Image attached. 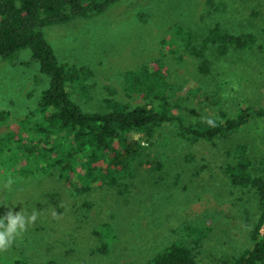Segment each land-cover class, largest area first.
Returning a JSON list of instances; mask_svg holds the SVG:
<instances>
[{
  "label": "rangeland",
  "instance_id": "rangeland-1",
  "mask_svg": "<svg viewBox=\"0 0 264 264\" xmlns=\"http://www.w3.org/2000/svg\"><path fill=\"white\" fill-rule=\"evenodd\" d=\"M217 26L228 33L256 34L259 44L227 57L210 44L199 56L187 37L204 47ZM44 33L61 62L91 73L86 90L69 88L86 111L108 110V100L149 106L139 93L128 92L127 83L154 63L165 65L168 98L189 125L219 117L230 95L227 114L235 115L239 103L264 109V0H119L103 13L47 26ZM204 60L212 63V75L200 71ZM232 65L244 72L251 90L234 71L225 74ZM49 83L30 49L11 59L0 55V113L5 112L0 137L25 130L23 122L36 111ZM166 129L171 140L159 134L142 138L147 157L134 162L128 177L99 182L87 194H74L56 175L11 178V168L0 166V215L22 209L37 213L12 246L0 251V264L17 259L27 264H139L174 244L188 246L198 264H234L252 250L261 204L255 192L232 186L223 168L228 149L238 143L247 145L259 164L264 161V120L229 140L197 145L182 141L176 127ZM28 132L24 137L32 136ZM105 224L113 227L116 239L98 234Z\"/></svg>",
  "mask_w": 264,
  "mask_h": 264
},
{
  "label": "trees",
  "instance_id": "trees-1",
  "mask_svg": "<svg viewBox=\"0 0 264 264\" xmlns=\"http://www.w3.org/2000/svg\"><path fill=\"white\" fill-rule=\"evenodd\" d=\"M118 1L0 0V55L11 59L19 51L30 49L33 60L50 78L49 87L41 94L36 111L23 122L25 130L22 133L11 131L0 137V166L11 168V178L56 175L70 184L74 194H87L99 182L114 184L132 173L134 162L147 157L143 137L159 134L164 140H171L166 128L174 126L179 138L188 144L212 143L229 140L253 122L264 120V109L248 104L239 103L235 115L227 114L225 106L229 101L230 107L233 104L230 95L227 103L219 108V117L208 118L215 122L213 125L207 123L208 119L194 125L187 124L185 116L177 112L168 98L165 65L155 63L131 75L127 83L128 92L139 93L150 103L149 106L133 107L108 100V110L86 111L72 98L69 88L86 90L91 73L85 67L61 62L47 40L44 28L70 22L76 17L88 18L103 13ZM176 34L182 32L177 31ZM255 35L228 33L217 26L209 31L204 47L197 48L192 36L186 41L199 56L213 44L221 56L227 57L255 49L259 44ZM229 67V73L225 74L232 75L234 71L233 75L251 90L248 86L250 80L244 77V72L240 69L235 71L234 65ZM200 71L212 75V63L202 61ZM233 97L236 99L239 95ZM4 115L5 112L0 113V120H4ZM33 119L35 130L32 134L29 128ZM26 130L32 136L24 137ZM226 155L229 161L223 169L232 186L255 192L262 207L254 233L257 244L236 258L234 264H258L264 260V236L261 235L264 226V167L258 172L255 168L264 165V161L259 164L243 143L234 144ZM157 161L162 162L160 159ZM98 234L116 239L110 224H105ZM11 264L27 262L17 259ZM139 264H198V261L188 246L174 244Z\"/></svg>",
  "mask_w": 264,
  "mask_h": 264
},
{
  "label": "clouds",
  "instance_id": "clouds-1",
  "mask_svg": "<svg viewBox=\"0 0 264 264\" xmlns=\"http://www.w3.org/2000/svg\"><path fill=\"white\" fill-rule=\"evenodd\" d=\"M207 123L213 125L215 122L208 119ZM36 219V212L27 215L24 209L18 213L9 210L5 215H0V251L11 247L16 239L26 231L27 226Z\"/></svg>",
  "mask_w": 264,
  "mask_h": 264
}]
</instances>
